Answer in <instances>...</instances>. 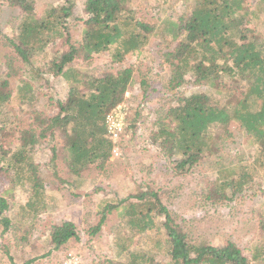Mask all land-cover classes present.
I'll use <instances>...</instances> for the list:
<instances>
[{
    "label": "trees",
    "instance_id": "16d2710c",
    "mask_svg": "<svg viewBox=\"0 0 264 264\" xmlns=\"http://www.w3.org/2000/svg\"><path fill=\"white\" fill-rule=\"evenodd\" d=\"M1 1L20 12L16 34H0L1 45L12 52L6 65L24 74L18 78L15 97L21 103L36 101L35 87L48 81L46 73L61 77L69 86L67 97L55 100V114L33 109L28 123L9 129L3 113L8 103L3 89H9L12 74L0 76V173L7 171L9 182L27 187L22 217L32 219L46 207L45 179L33 156L42 140L59 139L62 159L73 180L92 166L101 168L111 156L105 115L123 102L133 84L134 69L126 66L90 76L73 63L102 53H107L111 63H120L129 54H141L151 37H167L174 45L162 54L168 77L151 112L150 143L172 162L174 174L183 175L204 156L219 153L232 136L230 124L234 122L253 147L252 154L234 166L218 163L215 178L200 192L201 199L228 205L252 187L256 175L260 177L257 184L264 187V37L248 27L257 12H264V0H257L253 9L246 0H186V9L177 17L157 20L137 17L135 0H83L84 16L75 14L73 0L47 4L41 12H37L35 0ZM74 26H79L76 40ZM58 41L60 47L48 56V48ZM15 60L20 62L19 68ZM189 85L205 90L188 91ZM141 87L142 99H147L150 90L145 80ZM125 127L135 129L136 123ZM6 142L12 147H5ZM55 153L56 149L54 157ZM59 179L68 186L75 183ZM7 208V200L0 196V215ZM112 212L119 219L114 230L117 255L126 254L127 260L105 258L88 264H152L156 252L138 248L137 238L152 241V250H163L166 264H264L263 244L248 257L232 240L209 244L189 239L156 191L147 189L133 199L128 196L104 205L87 234L99 232ZM20 222L17 217L2 218L4 231L11 228L15 233L22 229ZM258 224L264 235V211ZM48 238L53 249H59L70 239H78V232L72 221L65 220L49 230Z\"/></svg>",
    "mask_w": 264,
    "mask_h": 264
},
{
    "label": "rangeland",
    "instance_id": "374dc122",
    "mask_svg": "<svg viewBox=\"0 0 264 264\" xmlns=\"http://www.w3.org/2000/svg\"><path fill=\"white\" fill-rule=\"evenodd\" d=\"M73 1L75 14L84 16L83 0ZM246 1L251 9L257 2ZM63 2L65 0H35V7L37 12H41L47 4ZM188 3L186 0H135L133 7L137 17L157 20L165 16L177 17ZM257 13L258 16L252 17L248 27L264 37V12ZM19 17L17 8L0 0V34L15 35ZM78 28H72L74 40L78 38ZM173 45L167 37H151L141 54H129L120 63H111L107 53L95 55L90 60L77 59L73 63L75 68L83 71L82 74L90 76L101 75L105 70L133 67V84L128 88L123 103L127 107L126 126L136 123V128H124L117 156L111 155L101 168L92 166L74 180L62 159L59 139L47 138L38 143L33 156L45 179L43 192L46 207L32 219L22 217L24 210L21 207L29 195L27 187L13 185L9 182V173L3 170L0 173V196L7 200L8 208L0 215V264H23L30 259V264H66L71 256L77 263L88 264L105 258L125 262L126 254L118 256L116 251L114 230L119 219L115 213L107 216L99 232L88 235L87 231L98 222L104 205L128 196L133 199L147 189L158 193L161 202L176 215L189 239L209 244L232 240L248 257L253 248L264 245V235L258 228L260 214L264 211V187L257 184L259 175L254 177L252 187L228 205L209 204L202 201L200 196L204 186L215 178L218 163L234 166L240 163L237 160L247 159L252 154L253 147L234 122L230 124L232 136L219 153L204 156L197 166L183 175L174 174L172 162L149 141L151 112L160 101L162 86L168 77L161 64L162 54ZM58 47L60 41L48 48V56ZM11 53L9 48L1 45L0 35V76L6 78V73L12 74L9 76V89H3L8 101L3 113L9 129L28 123L29 113L33 109L48 116L55 114V100H64L69 93V86L61 77L46 73L48 81L43 82L41 87H35L36 101L21 103L15 97L14 89L18 78L24 74L14 67V70H10L6 65L7 55ZM14 65L19 68L21 64L15 60ZM142 80L149 86L147 99H142ZM34 85L38 86L39 83L35 82ZM187 90L204 92L205 88L189 85ZM5 147L12 146L6 142ZM53 147L57 150L55 157ZM59 178L75 183L68 186ZM6 216L10 219L17 217L22 229L15 233L11 228L4 231L2 218ZM65 220L75 224L78 239L72 238L59 249H53L54 245L48 238L49 230ZM152 245V241L136 239L138 248L156 252L152 264H166L168 258L163 250H152Z\"/></svg>",
    "mask_w": 264,
    "mask_h": 264
},
{
    "label": "built area",
    "instance_id": "2783aa9c",
    "mask_svg": "<svg viewBox=\"0 0 264 264\" xmlns=\"http://www.w3.org/2000/svg\"><path fill=\"white\" fill-rule=\"evenodd\" d=\"M127 95V92L125 93ZM127 115V107L125 103L121 102L111 108L105 115L104 124L107 138L112 143L111 155L117 156L119 154V141L124 130L125 118ZM66 264H76V259L71 256Z\"/></svg>",
    "mask_w": 264,
    "mask_h": 264
}]
</instances>
